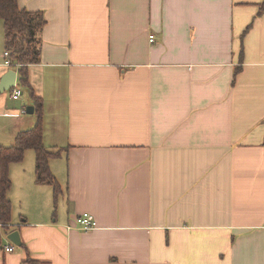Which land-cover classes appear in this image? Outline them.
I'll return each mask as SVG.
<instances>
[{"label":"crops","instance_id":"1","mask_svg":"<svg viewBox=\"0 0 264 264\" xmlns=\"http://www.w3.org/2000/svg\"><path fill=\"white\" fill-rule=\"evenodd\" d=\"M17 1L46 24L27 98L0 93V146L41 98L62 210L31 149L0 264H264V0Z\"/></svg>","mask_w":264,"mask_h":264},{"label":"trees","instance_id":"2","mask_svg":"<svg viewBox=\"0 0 264 264\" xmlns=\"http://www.w3.org/2000/svg\"><path fill=\"white\" fill-rule=\"evenodd\" d=\"M264 11V3L260 12ZM0 19L5 30L6 50L10 52L11 67L20 72L19 82L29 88L28 66L40 62L41 32L46 19L41 11L21 8L17 0H0ZM37 122L35 126L20 132L11 146H0V232L8 231L12 226L13 204L8 197L12 187L10 167L21 162L27 150L36 153V182L53 188L55 206L61 194V185L50 169V160L58 157L59 152L47 149L43 142V103L32 93ZM1 244V242H0ZM24 246V245H23ZM30 264H45L40 260L28 259Z\"/></svg>","mask_w":264,"mask_h":264},{"label":"built area","instance_id":"3","mask_svg":"<svg viewBox=\"0 0 264 264\" xmlns=\"http://www.w3.org/2000/svg\"><path fill=\"white\" fill-rule=\"evenodd\" d=\"M150 40H151V42L155 41V35L154 34L150 35ZM5 55L7 57L5 64L7 66H11V61L9 59L10 52L6 51ZM19 86L20 85H19V82L17 79L15 85L11 89V94H10V97L14 100H18L21 97V95L23 94V92L19 89ZM22 112L25 113L26 110L23 109ZM73 227L80 229V230H83V231L93 230L97 227V222H96V220L92 214L86 212V213H83V214L77 216L75 225L68 226L69 229H71ZM14 248H15L14 244L5 246V250L7 252L13 251Z\"/></svg>","mask_w":264,"mask_h":264},{"label":"water","instance_id":"4","mask_svg":"<svg viewBox=\"0 0 264 264\" xmlns=\"http://www.w3.org/2000/svg\"><path fill=\"white\" fill-rule=\"evenodd\" d=\"M18 79V71L14 69L8 70L4 76L1 78L0 82V93L10 90L16 83ZM35 107L33 105L27 106L26 112L29 114L34 113ZM8 239L11 240L16 246H21V236L19 231L15 230L8 234Z\"/></svg>","mask_w":264,"mask_h":264},{"label":"rangeland","instance_id":"5","mask_svg":"<svg viewBox=\"0 0 264 264\" xmlns=\"http://www.w3.org/2000/svg\"><path fill=\"white\" fill-rule=\"evenodd\" d=\"M3 21V20H2ZM1 21V22H2ZM19 89L24 93V98H27V96H28V89H27V87H25L24 85H22L20 82H19ZM21 97H22V95H21ZM23 117H27V116H29L28 115V113H25V114H23L22 115ZM55 150V149H54ZM28 155L29 154H35L34 153V151H32V150H29L28 152H26ZM24 159H25V157H24ZM24 159L21 161V162H23L24 161ZM26 161H27V159H26ZM17 163H20V162H17ZM17 163H14V164H17ZM13 166V165H12ZM10 177H11V174H10ZM13 180V179H12ZM14 182V181H13ZM14 190H15V185H14ZM14 204V203H13ZM16 206H15V208H17V204H15ZM31 206V205H30ZM28 207L29 209H31V207ZM57 207L59 208H57L59 211L60 210H62V206L60 205L59 206V203H58V205H57ZM56 208V206L54 205V209ZM58 211H56V213H57ZM13 216V215H12ZM13 219L15 220V219H20L19 218V216L18 215H16V217H14L13 216V218H12V221H13ZM2 235H1V239H0V242H1V244H0V250H2L1 248H3L5 245H8L9 244V239L7 238V235H6V233L3 231L2 233H1ZM14 250L15 251H18L19 250V247L18 246H16L15 245V248H14Z\"/></svg>","mask_w":264,"mask_h":264}]
</instances>
